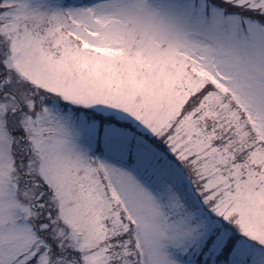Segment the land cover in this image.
Listing matches in <instances>:
<instances>
[{"label": "snow or ice", "instance_id": "1", "mask_svg": "<svg viewBox=\"0 0 264 264\" xmlns=\"http://www.w3.org/2000/svg\"><path fill=\"white\" fill-rule=\"evenodd\" d=\"M0 264H264V0H0Z\"/></svg>", "mask_w": 264, "mask_h": 264}]
</instances>
